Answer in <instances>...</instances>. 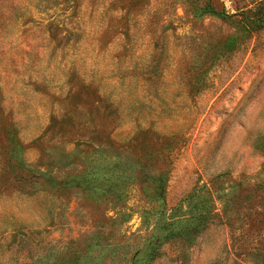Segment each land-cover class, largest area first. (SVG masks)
Wrapping results in <instances>:
<instances>
[{"label":"rangeland","instance_id":"374dc122","mask_svg":"<svg viewBox=\"0 0 264 264\" xmlns=\"http://www.w3.org/2000/svg\"><path fill=\"white\" fill-rule=\"evenodd\" d=\"M259 1L0 0V264H264Z\"/></svg>","mask_w":264,"mask_h":264},{"label":"trees","instance_id":"16d2710c","mask_svg":"<svg viewBox=\"0 0 264 264\" xmlns=\"http://www.w3.org/2000/svg\"><path fill=\"white\" fill-rule=\"evenodd\" d=\"M259 3L260 4L264 3V0H260ZM208 9H209L210 12L216 13V14L220 15L221 17H225L226 16V13H225L226 10L225 9L220 10V9H218L215 6H210ZM248 10H251V9H248ZM261 20L264 22V13L261 16Z\"/></svg>","mask_w":264,"mask_h":264}]
</instances>
